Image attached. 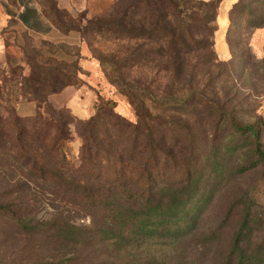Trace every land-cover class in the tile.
I'll return each mask as SVG.
<instances>
[{
  "label": "trees",
  "instance_id": "16d2710c",
  "mask_svg": "<svg viewBox=\"0 0 264 264\" xmlns=\"http://www.w3.org/2000/svg\"><path fill=\"white\" fill-rule=\"evenodd\" d=\"M35 1L62 34L128 43L113 63L98 60L137 121L104 101L86 121L56 112L47 97L81 84L80 63L40 55L39 63L27 58L28 74L22 67L3 72L0 96L2 88L29 96L36 111L6 117L0 109V224L9 237L51 244L49 264H157V252L194 233L230 158L242 159L247 170L264 169V124L244 123L205 92L225 79L207 69L236 71L215 52L223 0H114L90 20L60 9L57 0ZM235 19L250 30L264 28V0L234 1L228 28ZM150 64L160 76L157 87L121 78L122 70L140 74ZM72 125L81 144L76 162L67 153ZM197 125L214 126L206 142ZM38 194L54 212L101 209L102 225H76L54 213L40 218L38 207L47 202L33 199ZM254 208L249 199L224 264H264V219Z\"/></svg>",
  "mask_w": 264,
  "mask_h": 264
},
{
  "label": "rangeland",
  "instance_id": "374dc122",
  "mask_svg": "<svg viewBox=\"0 0 264 264\" xmlns=\"http://www.w3.org/2000/svg\"><path fill=\"white\" fill-rule=\"evenodd\" d=\"M234 1L223 0L218 14L219 30L214 41L220 62L229 63V67L235 65L236 71L228 72L222 66L207 69L210 75H223L225 79L205 92L208 99H215L219 104L226 102L230 112L238 115L244 123L264 124V28L250 30L242 23L238 26L236 19L231 21L233 27L228 28L227 12ZM57 3L60 9L70 12L75 18L90 20L104 16L114 5V0H57ZM37 7L40 9L35 0H0V80L5 76L3 72L9 73L11 69L20 67L28 74L27 58H35L32 62L39 63L42 60L40 55L43 60L80 63L83 69L81 84L66 87L47 97L56 112L68 120L86 121L99 111L104 101L115 114L136 122V115L127 99L109 84V77L98 60L105 56L113 63L110 60L121 56V51L125 53L128 43H114L104 36L83 37L77 32L62 34L36 11ZM18 15L20 22L14 19ZM150 66L153 67L151 70L146 69L140 74L125 75L122 70L124 75L121 78L157 87L160 76L157 67ZM6 76L13 78L11 73ZM2 89L4 98L0 96V109L6 117L14 110L20 117L35 113L36 105L29 96L15 94L9 88ZM71 129L72 139L67 153L71 161L76 162L81 144L73 125ZM196 129L199 138L206 142L214 126L197 125ZM207 147L208 143L203 146ZM243 164L242 159H229L224 177L215 190L214 198L201 214L194 233L157 252V264H224L249 199L256 207L253 213L264 219V169L247 170ZM33 199L47 202L38 207L40 218L54 213L76 225H102L106 213L101 209L95 211L80 206H63L54 212L44 195H35ZM236 204L242 205L237 213L234 210ZM9 235V231L0 224V264H49L51 244Z\"/></svg>",
  "mask_w": 264,
  "mask_h": 264
},
{
  "label": "crops",
  "instance_id": "0c3cea01",
  "mask_svg": "<svg viewBox=\"0 0 264 264\" xmlns=\"http://www.w3.org/2000/svg\"><path fill=\"white\" fill-rule=\"evenodd\" d=\"M36 9V11L39 13V14H41L40 13V9L37 7V8H35ZM21 12V11H20ZM14 19H16V20H18L19 21V15L16 17H14ZM20 22V21H19Z\"/></svg>",
  "mask_w": 264,
  "mask_h": 264
}]
</instances>
